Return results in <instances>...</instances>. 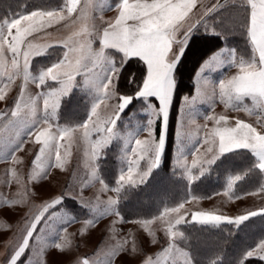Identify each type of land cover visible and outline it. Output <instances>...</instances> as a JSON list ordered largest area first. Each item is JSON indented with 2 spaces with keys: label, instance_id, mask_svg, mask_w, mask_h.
I'll list each match as a JSON object with an SVG mask.
<instances>
[{
  "label": "rangeland",
  "instance_id": "rangeland-1",
  "mask_svg": "<svg viewBox=\"0 0 264 264\" xmlns=\"http://www.w3.org/2000/svg\"><path fill=\"white\" fill-rule=\"evenodd\" d=\"M169 1L75 0L70 4L69 0H19L17 3L0 0V25L20 17L14 35L10 28H0V264H9L10 257L25 243L33 228V235L17 264H82L85 257L88 264H148V257H152L151 264H197L195 250L184 243L182 225L217 226L250 212L264 213V192H261L264 170L258 166L262 177L254 191L237 194L234 183L231 191L226 186L207 195L190 190L222 154L213 163L202 165L203 172L199 163L191 167L194 159L201 162L210 159L221 144L240 139L257 143L264 140V70L257 68L260 53H254L249 40L246 0H200L198 3L204 4L192 12L184 10L189 8L185 4L178 6L182 10L177 11ZM235 3L234 9L241 11V17L239 13H230ZM121 4L126 7H118ZM216 4L223 7L211 10ZM34 11L58 12L62 18L54 17L41 28L35 18H25ZM34 28L38 30L33 31ZM133 29L150 38L139 39L138 47H121L118 51L112 46L118 42L127 44ZM238 31L246 37L248 58L240 56L237 45L232 42ZM194 33H220L228 40L196 69L192 91L181 96L170 122L172 94L159 164L142 180L141 175L149 170L155 151L149 150L139 158L133 154L135 141L157 142L163 113L156 116L149 109L150 104L156 109L161 107L155 97L137 95L146 83L145 64L144 76L134 95L116 90L119 71L128 55H139L147 48L156 51L161 65L179 60L183 51L177 54L183 43ZM10 36L14 47L8 42ZM196 46L195 39L182 61L184 69L191 62ZM258 47L264 45L258 44ZM41 49L40 55H33ZM254 56L256 71L244 73L253 68ZM206 61L209 66L197 77ZM241 62L245 65L243 69L238 66ZM176 64L172 72L173 91ZM49 69L53 74L58 73L57 80L45 77L44 84L38 87L41 74ZM211 70H214V82L207 76ZM69 75L74 77L72 88L61 96L53 115L51 108L45 109L44 99L58 90L60 81L67 80ZM233 77L241 92L248 95L241 101L233 99L226 106L216 82ZM108 82L110 95L105 98L100 89ZM253 96L257 98L255 103ZM120 97L129 98V103L114 116V105ZM134 97L138 101L125 112ZM94 104L99 107L97 115L91 116ZM111 118L116 119L113 135L93 157V146L109 134L91 131L86 136L83 126L105 127ZM149 119L154 120L151 126ZM150 127L153 137L147 133ZM49 133L52 143H49ZM237 149L245 148L230 151ZM246 150L253 154L258 165L256 155ZM110 154L116 165L108 180L101 166ZM169 158L173 171L164 179L160 168L168 165ZM133 160H138V165ZM130 167L134 183H118L121 175L127 178ZM227 177L228 185L236 176ZM174 183L180 186V191L183 186L186 189L182 188L175 201H169L165 195ZM141 189L147 192L153 207L138 217H125L120 210L121 195L125 191V197L132 193L128 190ZM59 197V203L36 226L45 207ZM113 200L115 204L111 203ZM199 212L222 219L192 222V213ZM181 217L184 221L176 225ZM170 226L180 233L174 239L169 235ZM212 244L203 245L208 248L205 252L214 248ZM261 244H264V234L255 236V243L244 252L245 256L250 252L251 257L264 256Z\"/></svg>",
  "mask_w": 264,
  "mask_h": 264
},
{
  "label": "trees",
  "instance_id": "trees-1",
  "mask_svg": "<svg viewBox=\"0 0 264 264\" xmlns=\"http://www.w3.org/2000/svg\"><path fill=\"white\" fill-rule=\"evenodd\" d=\"M13 1V3H17L19 0ZM236 4L237 3L231 5L232 11L230 13L234 15L239 13L238 15L241 17V11L238 12L237 8L234 9ZM238 33L239 31L237 35H233L232 42L237 45L238 54L248 58L249 52H247L246 49V37H244L242 33ZM195 39L197 40V46L195 47L192 60L189 62L188 67L184 69L182 67V61H184ZM226 40H228V38L222 36L220 33L218 35L194 33L190 36L174 69L175 85L170 111V113L172 112V115L170 114V122H172L175 111H177L181 96L189 94L192 91L193 76L196 69L205 58L224 46L227 42ZM115 54L120 55L116 52ZM144 72V63L139 58L133 57L126 59L122 63L119 71L116 90L121 94L134 95L141 84ZM137 101L138 100L134 97L131 103L126 107L125 112ZM158 130L159 122H157L156 125V132H158ZM112 155L105 156V158L109 159H107L108 161L104 160L105 164L101 166L103 175L108 180L110 179L109 176L114 173L116 165V160L111 157ZM169 164L170 158L168 160V165L164 164L160 168L162 175L164 174V179L166 178L165 175L173 171ZM230 174L239 177V179L234 182V192L237 194L254 191L260 186L262 173L256 165L253 154L246 149H237L222 154L212 165L210 171L192 184L190 190L194 192L199 191L201 194L205 195L221 190L227 186V175ZM169 182L171 183V181ZM179 187L180 186H177L175 183L172 187H169V195L167 193L165 195L169 201H175L177 196L182 193V188L186 189V186H183L180 191ZM129 191L132 193L124 197V191V194H122L120 198V210L125 217H138V215H142L144 212L146 213V210L153 207V204L148 202L146 196L147 192L144 189L137 191L128 190V192ZM145 200L147 201L145 202ZM181 227L184 229V243L186 242L188 246L190 245L189 247L192 250H195L194 254L198 261L197 264H264L263 258L245 256L244 253L255 243V236L264 234V213L249 217L238 225L228 222L217 226L188 223ZM212 243L215 244L213 246L214 248L205 252L208 248L203 245L207 246L209 244V246H211ZM228 255L230 256L229 260Z\"/></svg>",
  "mask_w": 264,
  "mask_h": 264
},
{
  "label": "snow or ice",
  "instance_id": "snow-or-ice-1",
  "mask_svg": "<svg viewBox=\"0 0 264 264\" xmlns=\"http://www.w3.org/2000/svg\"><path fill=\"white\" fill-rule=\"evenodd\" d=\"M246 6L248 7L249 11H248V36H249V40L252 43V47H253V51L254 53L259 51L260 53V57L261 60L264 61V47H258L259 45H264V0H246ZM118 7H126V5H119ZM222 5L216 4L212 6L211 10H216L218 8H222ZM70 10V8L68 9ZM54 17H58V18H62L60 13L58 12H43V11H34L30 14H28L27 17H25L26 19H33L35 18L37 20V23L40 25V27H45L47 26L48 21H50L52 18ZM20 20V17L16 18V20L14 21H7L5 20L3 22V25H0V28L3 27H8L12 30L13 35L15 34V32L18 30V24L17 22ZM120 21L117 20V27L119 26ZM38 30V29H33V31ZM149 39L150 37L147 36H143L142 33H137L135 29L132 30V32L129 34V40L127 44H121V43H117L115 45H112L113 47H116L117 50L119 51L121 49V47L123 48H129V47H133V46H137V41L139 39ZM8 42L10 45H12L14 47L13 44V39L12 37H8ZM187 40H185V42L183 43V46L181 47L179 53L177 54V56L183 51V47L186 45ZM42 49L33 53V55H40L42 53ZM123 54L126 55V52H124ZM139 58L145 65H146V83L143 85V90L138 92L137 95L138 96H142V97H155L156 100L159 101V104L161 105V107L159 109L154 108L151 104L149 105V109L151 111H153V113L156 116H160L159 113L162 112L163 113V126L161 128V132L159 135V140L157 142H155L154 144H150L149 141L147 140H141V139H137L135 141V147L133 148V154L139 158H143V155L145 152L154 149L155 151V158L152 160L149 170L146 172H143L141 175V179L143 180L144 178H146L149 174V172L158 166L159 164V159L165 144V131H166V122H167V116H168V110H169V105H170V101H171V97L173 94V79H172V72H173V67L174 65L178 62L177 58L174 61L168 62L166 64L161 65L159 60L157 59V53L154 49L152 48H147L144 49L141 54L139 55H128L127 58ZM213 60H217V57H213ZM255 61H256V57H253V63H252V67L255 68ZM235 63V60L233 61ZM209 66V62H205L204 65H202L200 71L197 72V77L200 76V72L203 71L206 67ZM55 67H59V65L55 66ZM241 69H243L245 67L244 63L241 62L240 66ZM25 68L28 69L29 68V62L26 61L25 63ZM264 74V73H262ZM51 77L52 80H57L58 78V73L57 74H53V70L49 69L45 72H43L40 76V84H38V87L40 85H43L45 82V77ZM74 77L69 75L67 80H61L60 81V88L58 90H54L51 93L48 94V97H46L44 99V107L45 109L51 108L52 110V114L55 115V111L57 109V107L59 106V102H60V98L62 95H67L68 92L71 90L72 88V81H73ZM236 78L233 77L229 80H224L221 81L219 83V88H220V95H221V99L222 101L226 104V106H229L232 104V100H238L241 101L243 100L248 93H242L241 89L239 87V85L235 84ZM110 85V82L105 83V85L103 86L102 89H100L101 91V95L102 97H109L110 93L107 91L108 87ZM197 95H199V89L197 88ZM186 101H188V97L184 98ZM196 96L192 97V101H195ZM253 102L255 103L257 98L255 96L252 97ZM101 103H104V100H101ZM129 103V98L127 97H120L119 98V102L114 105L115 111H114V116H118L119 111L123 110L125 108V106ZM99 107L98 104H94L91 110V116H96L97 115V108ZM207 119H213V117H207ZM220 119H224L223 117H221ZM115 120L116 119H109L106 121V126L105 127H101V126H95V127H91L89 126V124L84 125V129H85V135L87 136L88 134H90L91 131H98V132H107L109 135L107 138H105L103 141H98L94 146V152H93V157H95L96 153H98L99 148L103 147L104 144L107 143L108 139L111 138V136L113 135V125L115 124ZM91 121V119H90ZM217 123H219V121H217ZM154 124V120L153 119H149L148 120V125H153ZM110 125V126H108ZM46 132L48 130H45ZM215 131V130H214ZM147 133L148 136L153 137V130L152 127L147 129ZM179 135V132L177 133ZM53 142V138L51 137V134L49 133V143ZM233 148H245V149H251V151L256 155V157L259 160L258 163V167L261 170H264V140L260 141L259 143H257L255 140H248L245 141L244 139H240L238 141H235L234 143L231 144H221L219 146V148L216 151V154L213 155L210 159H207L205 161H198L196 159H194L192 161V168H195L197 166V164H200V170L201 172H203L205 170V168L202 166L204 164H211L213 163L217 157L220 154H223L225 152H228L230 150H232ZM209 151H212L211 148H209ZM132 163L134 165H138V160H133ZM186 163V162H185ZM185 163L183 166H185ZM194 178V177H193ZM239 177H235L234 180H230L228 185H227V190L231 191L232 187H233V183L235 182V180H238ZM122 182H126V183H134L133 179H132V168L130 167L128 170V174H127V178L125 177V175H121L119 177V181L118 183H122ZM116 191V190H114ZM261 192H264V189L261 190ZM227 194V192L225 193ZM259 194V193H257ZM60 201V197L57 198L56 200L50 202L44 209V212L40 215V217L36 220V226L37 224L41 221L42 217H44L45 213L49 211V209H51L53 206H55L57 203H59ZM112 204H115L116 201H111ZM182 206V205H181ZM257 215V212H250L244 216L241 217H237L235 218V220H228L227 222H234L236 224L241 223L242 221L248 219L249 216H254ZM222 218L212 214V213H208V212H199V213H192V222H209V221H218L221 220ZM184 221V218L181 217L179 219L176 220V225H179L180 223H182ZM35 228L32 229V232L30 235L27 236L26 241L24 244L21 245V248L17 250L16 253L13 254L12 257H10L9 259V264H17V262L19 261L20 257L22 256V254L25 252V249L27 248V243H29L30 238L33 235V231ZM169 235L172 239H174L176 236L180 235V233L174 231L173 227L170 226L169 229ZM260 249L262 251H264V244L260 245ZM249 256L253 255V253H248ZM261 258H264V256H261ZM148 264H151L152 261V257H148L147 258ZM82 264H88V260L87 257H85L82 261Z\"/></svg>",
  "mask_w": 264,
  "mask_h": 264
},
{
  "label": "crops",
  "instance_id": "crops-1",
  "mask_svg": "<svg viewBox=\"0 0 264 264\" xmlns=\"http://www.w3.org/2000/svg\"><path fill=\"white\" fill-rule=\"evenodd\" d=\"M198 1H200V0H170L169 1V5L175 6L174 8L177 11H179V10H182V8H179L178 6H181V5H184L185 4V7H189V8L188 9H184V10L185 11L192 12L193 10L194 11L195 10H198V8L200 6H202L204 4L203 2H205L206 0H203L202 3H198ZM213 54H214V52L211 55H213ZM210 56H208V57H210ZM208 60H209V58H208ZM237 60L239 61V59H237ZM258 61H259V64L257 65V68L260 66V69L262 68V70H264L263 69L264 68V61L261 60V57L260 56L258 57ZM239 64L240 63H238V66H240ZM257 68H248V69H246L243 72L244 73H246V72L247 73H252V72L256 71ZM214 70L209 71V73L207 75L209 77V79H210L211 82L212 81L214 82ZM210 77H212V78H210ZM216 83H217V85H219V82H216ZM236 104H238V103H236ZM223 133H225V128L223 129ZM249 150H251V149H249Z\"/></svg>",
  "mask_w": 264,
  "mask_h": 264
},
{
  "label": "clouds",
  "instance_id": "clouds-1",
  "mask_svg": "<svg viewBox=\"0 0 264 264\" xmlns=\"http://www.w3.org/2000/svg\"><path fill=\"white\" fill-rule=\"evenodd\" d=\"M70 4H74L75 3V0H69ZM72 9L70 8L69 11H71Z\"/></svg>",
  "mask_w": 264,
  "mask_h": 264
}]
</instances>
